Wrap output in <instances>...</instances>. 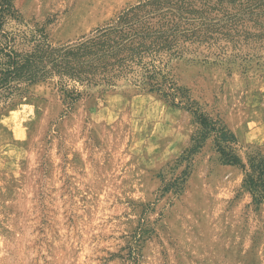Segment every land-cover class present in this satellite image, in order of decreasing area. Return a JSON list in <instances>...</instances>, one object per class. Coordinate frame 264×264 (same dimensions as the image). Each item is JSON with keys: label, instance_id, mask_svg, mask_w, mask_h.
I'll list each match as a JSON object with an SVG mask.
<instances>
[{"label": "rangeland", "instance_id": "obj_1", "mask_svg": "<svg viewBox=\"0 0 264 264\" xmlns=\"http://www.w3.org/2000/svg\"><path fill=\"white\" fill-rule=\"evenodd\" d=\"M211 1L12 0L52 44L131 7L185 18ZM239 64L170 65L230 145L201 140L190 112L135 88L72 102L45 82L0 108V264H264V185L245 182L264 161V66ZM231 152L244 170L224 162Z\"/></svg>", "mask_w": 264, "mask_h": 264}, {"label": "trees", "instance_id": "obj_2", "mask_svg": "<svg viewBox=\"0 0 264 264\" xmlns=\"http://www.w3.org/2000/svg\"><path fill=\"white\" fill-rule=\"evenodd\" d=\"M211 2V8L185 18L169 10L140 17L139 7H131L87 36L52 44L42 28L24 24L12 0H0V108L45 82L60 86L72 102L91 91L135 88L159 94L190 112L200 126L201 140L213 132L217 143L234 144L232 133L216 128L215 122L194 108L187 91L174 81L170 65L185 61L229 69L240 61L244 64L238 66L247 69L255 60L258 67L264 66V0ZM228 156L227 165L245 169L232 152ZM250 168L256 177L246 174L245 182L259 193L264 161Z\"/></svg>", "mask_w": 264, "mask_h": 264}]
</instances>
